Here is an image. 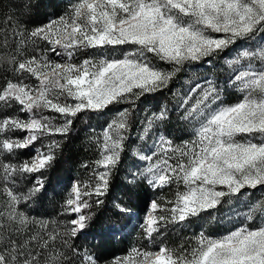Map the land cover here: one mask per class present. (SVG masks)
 Instances as JSON below:
<instances>
[{
    "label": "snow or ice",
    "instance_id": "snow-or-ice-1",
    "mask_svg": "<svg viewBox=\"0 0 264 264\" xmlns=\"http://www.w3.org/2000/svg\"><path fill=\"white\" fill-rule=\"evenodd\" d=\"M6 22L14 48L0 80V264H264V0H68L30 30L16 16ZM205 64L209 75L174 88ZM157 94L174 107L139 115L138 101ZM93 116L109 119L89 137V178L71 183L56 218L34 221L29 209L47 195L75 122ZM129 154L125 203L113 179ZM145 185L171 195L134 212V189ZM225 204L235 209L230 227L201 226L169 246V226L217 221ZM134 220L145 243L127 254L104 258L89 243Z\"/></svg>",
    "mask_w": 264,
    "mask_h": 264
},
{
    "label": "trees",
    "instance_id": "trees-1",
    "mask_svg": "<svg viewBox=\"0 0 264 264\" xmlns=\"http://www.w3.org/2000/svg\"><path fill=\"white\" fill-rule=\"evenodd\" d=\"M68 0H0V80H3L5 76H11L9 71V54L14 48V26H10L7 23V19L10 16H16L23 20L24 24L30 30L33 27L46 23L49 19L55 18L61 14ZM27 5V9L23 10V6ZM18 39V37L16 38ZM52 59H59L54 54L51 55ZM218 63L223 64V61ZM194 70L186 72L181 75L179 81L174 82V88L176 90L186 89L187 84L184 83L185 78L195 81L197 78L209 75L213 69L211 66L205 64L203 67L193 66ZM207 70V71H206ZM219 75H223L219 69H216ZM227 99V97H226ZM167 103L169 108L174 107L175 99L168 94H157L156 96H149L142 98L137 103V109L139 115L143 116L144 111H155L158 106ZM109 119L108 116H100L97 118L93 116L91 119L82 117L75 122L72 133L68 136L63 144V151L59 157L58 163L55 168L48 174L51 177L50 186L47 195L37 202L29 212L31 218L34 221L41 219L56 218V214L59 208V203L65 195V191L70 188L71 183L76 180H87L89 178V172L81 165L86 162H91L95 157V152L92 149L89 137L93 134V129H99ZM171 134L176 137V143H180L182 135L186 138V135L181 132L182 125L177 119V113H172V121L168 125ZM133 159L130 157L125 159L124 164L121 166L119 173L113 179L114 192L118 199H122L125 203L128 202V196L122 195L124 192V185L127 183L126 174L129 172V168L133 163ZM171 193L167 189L163 191L153 192L148 189L147 186L134 189V195L132 197V204L134 205L133 211H136V207L140 206L142 201H151L157 197H168ZM261 193L256 192L255 197H260ZM251 195L243 197V200H247ZM113 207L112 203L106 201L104 208L98 209L97 214L100 216L101 222L111 216L110 209ZM232 205H223L218 213V220L196 221L190 227H181L179 225L169 226L166 240L169 246H178L181 243H187L192 237L193 233L200 231L201 226H204L209 234H217L230 227L228 224V217L232 215ZM219 220H223L224 224H221ZM116 223L115 220L111 221ZM33 231H38L39 228L36 224L32 225ZM107 225L101 223L90 229L93 234L100 233ZM139 225L137 221H133L124 232L116 235H106L101 238L97 236L95 240H89L94 246H98L97 254L102 255L104 258L110 259L113 256H121L127 254L132 246L140 247L145 242L138 236ZM103 264V261H101Z\"/></svg>",
    "mask_w": 264,
    "mask_h": 264
},
{
    "label": "rangeland",
    "instance_id": "rangeland-1",
    "mask_svg": "<svg viewBox=\"0 0 264 264\" xmlns=\"http://www.w3.org/2000/svg\"><path fill=\"white\" fill-rule=\"evenodd\" d=\"M133 164V163H132ZM132 164H131V166H130V168H129V172L132 170ZM142 216H143V214H141V219H142ZM138 224V223H137Z\"/></svg>",
    "mask_w": 264,
    "mask_h": 264
}]
</instances>
